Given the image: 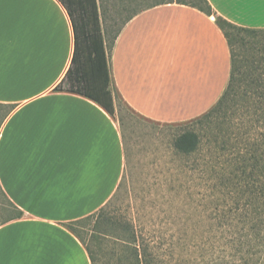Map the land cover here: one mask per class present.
Instances as JSON below:
<instances>
[{
    "label": "crops",
    "instance_id": "1",
    "mask_svg": "<svg viewBox=\"0 0 264 264\" xmlns=\"http://www.w3.org/2000/svg\"><path fill=\"white\" fill-rule=\"evenodd\" d=\"M206 2L211 16L175 1L127 15L126 2L107 54V2L95 0L111 85L140 117L188 122L223 96L230 49L214 16L264 29V0ZM78 3L0 0V193L11 214L0 221V264H90L66 225L100 209L122 176L120 132L94 97Z\"/></svg>",
    "mask_w": 264,
    "mask_h": 264
},
{
    "label": "rangeland",
    "instance_id": "2",
    "mask_svg": "<svg viewBox=\"0 0 264 264\" xmlns=\"http://www.w3.org/2000/svg\"><path fill=\"white\" fill-rule=\"evenodd\" d=\"M105 1L108 51L125 3L131 15L155 0ZM178 1L205 8L200 0ZM224 32L236 61L232 96L191 121H148L109 85L122 176L100 209L66 225L94 264H133L134 248L147 264H264V29ZM185 132L198 138L189 155L174 146ZM7 209L0 193V221L11 215Z\"/></svg>",
    "mask_w": 264,
    "mask_h": 264
},
{
    "label": "trees",
    "instance_id": "3",
    "mask_svg": "<svg viewBox=\"0 0 264 264\" xmlns=\"http://www.w3.org/2000/svg\"><path fill=\"white\" fill-rule=\"evenodd\" d=\"M174 1L178 3L188 4L206 13L208 16L211 15V9L208 6L206 0H200L201 3L205 6V8L199 7L195 4L186 3V2L178 1V0L177 1L176 0H155L154 1L155 4L147 6L145 8L153 7V6L165 4V3H172ZM87 2L90 4L91 8L83 9ZM76 4H77V0H76ZM78 5L80 8V14H81V25L79 26V32L81 35L87 37V39L89 40V43H90L89 48H91V52H92V58L88 63V69L90 72L92 83L94 82V84H96V89L94 90L95 92L94 97L109 114H112L113 113L112 112L113 111L112 109L113 99H112L111 92L109 89V85H111L110 75H109V69H108L107 58H106L107 55H106L105 47H104L103 40H102L101 29L98 24L99 21H98L97 10L95 8V0H79ZM137 11H135V13ZM215 22L217 26L223 31L226 41L228 43L229 49L232 46V40L224 32L225 28H234V29L245 30V31H250V32L256 31V29H244V28L233 26L230 23L224 21L222 18L217 17V16L215 17ZM114 39H113L112 45L114 43ZM110 50H111V47L107 51V54H109ZM230 59H231V69H230L229 82H228V85L226 87V90L223 96L216 103V106L220 105V103L226 97H231L233 93V84H234L233 80L235 78L234 71H235L236 61H235V56L233 52L231 51V49H230ZM261 96H264V93H262ZM197 145H198L197 135L192 132H185L179 135L174 144L176 150L179 153H182L183 155H189L195 152ZM98 218L99 216L97 215L96 220ZM101 218L103 220L105 219V217H103L102 215H101ZM131 238H132L131 243H135L136 237L134 233H132ZM87 252L89 254V259H90L91 264H94L95 263L94 253L91 252V249L90 251L89 249H87ZM131 256L134 258L133 264H147L144 251L140 253L139 250L134 248L133 253L131 252Z\"/></svg>",
    "mask_w": 264,
    "mask_h": 264
}]
</instances>
